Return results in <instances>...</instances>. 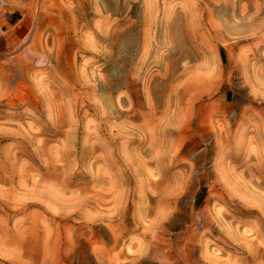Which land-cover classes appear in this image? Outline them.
Here are the masks:
<instances>
[{"label":"rangeland","instance_id":"obj_1","mask_svg":"<svg viewBox=\"0 0 264 264\" xmlns=\"http://www.w3.org/2000/svg\"><path fill=\"white\" fill-rule=\"evenodd\" d=\"M0 264H264V0H2Z\"/></svg>","mask_w":264,"mask_h":264},{"label":"built area","instance_id":"obj_2","mask_svg":"<svg viewBox=\"0 0 264 264\" xmlns=\"http://www.w3.org/2000/svg\"><path fill=\"white\" fill-rule=\"evenodd\" d=\"M4 5H5V3L2 0H0V12L3 10Z\"/></svg>","mask_w":264,"mask_h":264}]
</instances>
